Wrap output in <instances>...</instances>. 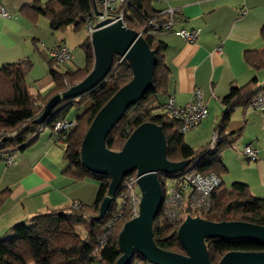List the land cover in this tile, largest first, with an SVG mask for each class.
Masks as SVG:
<instances>
[{
    "label": "trees",
    "instance_id": "obj_1",
    "mask_svg": "<svg viewBox=\"0 0 264 264\" xmlns=\"http://www.w3.org/2000/svg\"><path fill=\"white\" fill-rule=\"evenodd\" d=\"M95 0H50L46 4L33 3L27 8L36 15L50 20L52 29L59 31L68 27L79 32L87 27L88 21L95 18ZM126 11L124 23L127 28L141 33L147 19H154L160 12L151 9V0H127L123 6ZM264 37V26L262 28ZM151 50L155 52L154 85L134 106L129 108L122 120L113 128L106 140L108 149L121 151L131 134L143 123L152 122L163 128L167 144V159L171 162L198 160L196 169L202 174L215 173L221 177L227 172L222 163V152L227 148L222 132V140L215 150L208 146L195 150L184 141L179 131V123L166 112L161 99L168 94L170 70L164 59L166 45L159 38L144 37ZM86 54V63L76 71H62L50 58V73L54 88L46 95H32L26 84V65L24 63L5 64L0 67V159L13 156L34 143L39 132L65 120L70 108L91 101V106L76 120V126L64 141V159L68 166L64 174L77 182L96 180L100 189L96 201L91 204L74 203L63 210H51L33 217L30 224L19 223L11 228L13 237L0 240V264H116L122 255L118 236L126 222L130 220L129 211L111 226L117 215L123 186L116 194L107 215L97 221L100 206L107 195L111 179L96 175L87 170L81 162L83 139L96 115L107 102L133 78L128 61L114 57L109 77L94 90L76 100L64 101L38 125L35 121L42 115L48 101L67 90L65 82L74 86L87 77L94 66V54L90 38L81 46ZM263 58V55L259 56ZM254 93L253 85L234 89L226 98L225 117L237 106H248L260 93ZM213 207L204 213L203 219L212 222L242 221L264 227V199L255 198L244 183H234L229 189L223 186L212 196ZM82 228L86 236L78 233ZM178 227L166 221L161 212L153 223V240L165 250L185 254L177 237ZM211 264H218L223 256L231 251L264 252V246L244 239L206 240ZM128 264H152L135 254Z\"/></svg>",
    "mask_w": 264,
    "mask_h": 264
},
{
    "label": "crops",
    "instance_id": "obj_2",
    "mask_svg": "<svg viewBox=\"0 0 264 264\" xmlns=\"http://www.w3.org/2000/svg\"><path fill=\"white\" fill-rule=\"evenodd\" d=\"M1 1L9 17H0V67L24 63L32 95H46L54 88L49 66V52L54 47L65 44L72 50V60L64 65H68L67 70L62 67L63 72L85 66L81 40L74 48L69 44L81 32L71 27L56 31L48 18L27 8L50 0ZM151 9L157 13L168 9L180 12L173 32L159 38L166 45L164 59L170 70L168 94L163 102L173 98L177 106H185L194 91L201 89L208 106V117L184 135L185 143L195 150L204 148L221 126L227 145L222 152L227 169L221 175L223 187L244 183L255 198L264 199L262 114L242 105L225 117L226 98L232 90L250 84L254 93L264 89V0H151ZM243 9L247 11L245 16ZM184 30L198 32L197 39H185L179 34ZM86 32L89 34L87 29ZM248 145L258 152L254 163L244 160L243 150ZM64 151V144L57 143L50 128H44L34 143L14 153L12 166L0 159V240L10 239L14 225L30 224L39 214L96 201L95 185L89 180L74 181L64 174L68 166ZM228 184L229 188L225 186Z\"/></svg>",
    "mask_w": 264,
    "mask_h": 264
},
{
    "label": "water",
    "instance_id": "obj_3",
    "mask_svg": "<svg viewBox=\"0 0 264 264\" xmlns=\"http://www.w3.org/2000/svg\"><path fill=\"white\" fill-rule=\"evenodd\" d=\"M96 9V5L94 6ZM94 54L92 71L78 84L52 97L42 115L35 121L41 125L56 107L89 93L111 74L114 57L129 62L132 80L122 87L100 110L89 127L81 146L83 166L90 172L111 179L101 203L97 221L105 218L124 178L136 172L141 192L138 217L129 220L118 236L122 253L116 264H128L138 254L152 264H211L206 240L244 239L264 246V227L242 221L212 222L187 215L177 231L185 254L159 248L153 240V223L162 210L163 190L159 175L170 176L183 170L188 161L167 159L163 128L155 123L140 125L121 151L107 148L106 140L127 110L137 104L154 85L155 52L136 31L122 21L95 30L90 35ZM218 264H264V252L231 251Z\"/></svg>",
    "mask_w": 264,
    "mask_h": 264
},
{
    "label": "built area",
    "instance_id": "obj_4",
    "mask_svg": "<svg viewBox=\"0 0 264 264\" xmlns=\"http://www.w3.org/2000/svg\"><path fill=\"white\" fill-rule=\"evenodd\" d=\"M125 4H127V0H95V18L88 21L86 27L88 33L91 35L95 30L118 21H122L125 25L124 16L126 11L123 9ZM246 14L247 11L243 9L242 15L245 16ZM179 15L180 12L176 9L160 12L154 19L146 20V25L139 34L143 38L156 39L171 33L175 21L180 18ZM0 17H9L7 8L1 0ZM179 34L190 42H194L198 36L196 31L184 30ZM49 55L60 66L72 60V50L65 44H60L51 49ZM65 85L67 89L71 87L67 81ZM248 107L259 111L264 122V89L249 103ZM166 112L171 118L178 121L181 134L185 135L187 132L196 129L208 117V106L204 101L203 90L196 89L191 102L181 107L175 104L173 98H170L166 105ZM75 126L76 121L74 120L65 119L56 122L53 127V136L57 143L64 144L68 133ZM222 138V133L217 128L211 136L208 150H215ZM243 156L244 160L249 163L258 160V152L252 145L244 148ZM4 161L7 165L12 166L14 163L13 156H7ZM197 162L198 160L189 163L183 170L170 176L159 175L163 190L162 213L166 221L173 227L179 228L191 211L201 209L204 213H208L213 207V194L223 186V180L217 174H202L197 171ZM137 181L136 172L124 178L121 185L123 191L120 198H118L121 205L109 226L125 215L126 208L129 211L130 220L138 217L142 196ZM114 200H116V197ZM75 207H79V204L76 203Z\"/></svg>",
    "mask_w": 264,
    "mask_h": 264
},
{
    "label": "rangeland",
    "instance_id": "obj_5",
    "mask_svg": "<svg viewBox=\"0 0 264 264\" xmlns=\"http://www.w3.org/2000/svg\"><path fill=\"white\" fill-rule=\"evenodd\" d=\"M83 31V32H82ZM79 32H81L80 34H77L78 36H77V40L73 43V44H71V43H69L70 44V46H72V48H74V46H76L77 45V42L79 41V40H81V44L83 45L84 43H85V39H86V37L88 36V37H90L89 36V34H87V32H86V28L84 29H81V31H79ZM77 33V32H76ZM87 34V36H85ZM84 42V43H83ZM75 44V45H74ZM78 46V45H77ZM68 64V63H67ZM63 67V69H68V65L67 66H62ZM72 87V86H71ZM164 97H162V101H164ZM91 101H87V102H85V103H83V104H80V105H78V106H75V107H72V108H70L69 109V111H68V113H67V115H66V117L68 118V120H73V119H77L78 117H80L85 111H87L88 109H89V107L91 106ZM186 139V138H185ZM90 181V183H92L91 185H95L94 187H96V189H97V192H99V189H100V183L98 182V181H96V180H89ZM227 188H229L230 186H231V184H228V185H225ZM94 187H93V190H94ZM188 215H190V216H192V217H204L205 215H204V212L201 210V209H196V210H194V211H191ZM78 233L82 236V237H85L86 236V233H85V231L82 229V228H78Z\"/></svg>",
    "mask_w": 264,
    "mask_h": 264
}]
</instances>
